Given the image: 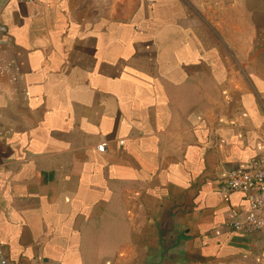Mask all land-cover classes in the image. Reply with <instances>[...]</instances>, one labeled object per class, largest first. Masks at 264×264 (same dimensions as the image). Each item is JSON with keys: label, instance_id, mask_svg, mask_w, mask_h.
Listing matches in <instances>:
<instances>
[{"label": "crops", "instance_id": "obj_1", "mask_svg": "<svg viewBox=\"0 0 264 264\" xmlns=\"http://www.w3.org/2000/svg\"><path fill=\"white\" fill-rule=\"evenodd\" d=\"M2 61L0 264H264L226 185L264 152V0H0Z\"/></svg>", "mask_w": 264, "mask_h": 264}, {"label": "built area", "instance_id": "obj_2", "mask_svg": "<svg viewBox=\"0 0 264 264\" xmlns=\"http://www.w3.org/2000/svg\"><path fill=\"white\" fill-rule=\"evenodd\" d=\"M14 62H0V76L11 74V80L17 81L18 75L12 73ZM123 143V142H122ZM106 143L97 146L104 152ZM226 185L233 192L243 194L246 208L236 211L231 227L244 234H251L264 229V152L251 164L247 170L237 169L226 177ZM6 261L2 260V264Z\"/></svg>", "mask_w": 264, "mask_h": 264}, {"label": "water", "instance_id": "obj_3", "mask_svg": "<svg viewBox=\"0 0 264 264\" xmlns=\"http://www.w3.org/2000/svg\"><path fill=\"white\" fill-rule=\"evenodd\" d=\"M141 264H160V262H158L157 258H153V257H148L145 258Z\"/></svg>", "mask_w": 264, "mask_h": 264}]
</instances>
